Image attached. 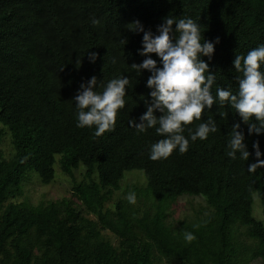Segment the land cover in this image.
<instances>
[{
	"label": "trees",
	"instance_id": "16d2710c",
	"mask_svg": "<svg viewBox=\"0 0 264 264\" xmlns=\"http://www.w3.org/2000/svg\"><path fill=\"white\" fill-rule=\"evenodd\" d=\"M169 15L196 20L206 40L219 37L209 67L216 85L235 92V54L264 44V0H0V264L264 263V222L253 216L256 198L264 221V168L249 173L252 156H226L227 134L239 122L234 111L213 105L188 127L212 116L217 132L157 161L148 158L149 146L162 137L128 125L146 111L150 73L130 68L144 57L137 54L142 33L127 25L138 20L155 32ZM88 52L97 53L95 63ZM119 75L129 85L114 129L96 137L94 128H77L72 97L79 85L96 76L99 91ZM241 127L248 150L258 140L264 159V134L248 136ZM56 165L72 180L73 170L84 169L85 181L71 191L78 206L72 199L27 202V174L45 183ZM131 171L145 177L143 188L132 189L136 203L119 199L108 208ZM184 196L202 199L205 209L168 224L170 207ZM184 232L195 239L185 241Z\"/></svg>",
	"mask_w": 264,
	"mask_h": 264
},
{
	"label": "clouds",
	"instance_id": "9594fccd",
	"mask_svg": "<svg viewBox=\"0 0 264 264\" xmlns=\"http://www.w3.org/2000/svg\"><path fill=\"white\" fill-rule=\"evenodd\" d=\"M92 23L95 25L98 21ZM127 29L134 34L142 33L137 54L144 57L130 68L137 76L144 71L150 73L145 84L149 89L146 111L138 121L128 119V125L138 134L154 129L162 137L149 146L148 158L153 161L167 159L174 150L183 154L188 151L190 142L204 141L209 134L216 133L217 124L212 116L194 127L188 126L193 121H201L202 113L218 105L234 111L239 117V122L233 123L227 134L226 156L243 161H249L252 156L247 166L249 173L264 168L259 141L252 143L250 152L244 142L245 129L241 127L246 125L248 136L264 134V44L246 55L235 54L232 65L239 75L236 78L238 88L234 92L231 87L216 85V73L209 67L219 37L213 41L204 39L199 23L191 17L166 16L155 32L146 30L138 20L128 24ZM121 43L125 45L127 40L122 39ZM152 54L157 59H153ZM87 56L90 63H95L96 52H88ZM204 57L207 60L202 59ZM97 82L96 76H92L86 84L81 83L72 102L76 127L94 128V135L100 137L114 129L118 111L125 108L129 78L116 76L99 91ZM218 115L226 118L228 112L220 111ZM125 199L135 204L136 193L128 192ZM183 237L187 242L195 239L192 232H184Z\"/></svg>",
	"mask_w": 264,
	"mask_h": 264
},
{
	"label": "rangeland",
	"instance_id": "374dc122",
	"mask_svg": "<svg viewBox=\"0 0 264 264\" xmlns=\"http://www.w3.org/2000/svg\"><path fill=\"white\" fill-rule=\"evenodd\" d=\"M0 128H4L0 124ZM5 154L10 151V141L7 137L3 140L2 146ZM73 180L68 175L62 174L58 166H55V173L51 180L43 183L32 172L28 173L26 179L22 183L23 198L30 204L37 206L41 203H55L62 199H72V201L78 206L76 201L72 198V187L74 184H79L85 181L84 169L79 167L72 171ZM144 174L140 171L126 172L124 179L121 182L120 190L114 194L113 201L109 203L108 208H113V204L119 199H125L128 192L132 191L134 187L143 188L145 186ZM140 197V196H139ZM22 199L15 201L19 202ZM206 207L204 201L199 198L180 197L170 207L167 216V223L175 225L178 221L190 218L199 210H204ZM204 212V211H203ZM253 216L258 221H263L261 206L258 200L255 198L253 204ZM91 221H95L92 217H87ZM103 237L108 240L115 247L118 245V240L110 233L104 232ZM160 264H165L161 261ZM251 264H264L261 260H255Z\"/></svg>",
	"mask_w": 264,
	"mask_h": 264
}]
</instances>
